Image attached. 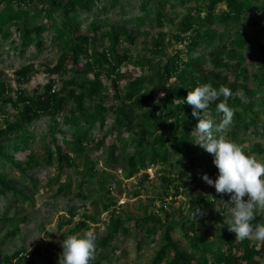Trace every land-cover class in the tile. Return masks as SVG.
I'll list each match as a JSON object with an SVG mask.
<instances>
[{
	"label": "trees",
	"instance_id": "obj_1",
	"mask_svg": "<svg viewBox=\"0 0 264 264\" xmlns=\"http://www.w3.org/2000/svg\"><path fill=\"white\" fill-rule=\"evenodd\" d=\"M98 5L103 6V14L114 13L117 21L94 18L83 25ZM130 6L137 7V16L129 17ZM167 9L186 11L178 25L174 24L175 33L166 36L158 33L147 41L153 25L163 28L166 21L173 24L166 17ZM249 13L264 15V0H0V49L4 47L3 51L22 57L30 50L38 55L46 43L57 46L61 51L59 58L44 72L48 77L68 79L57 93L52 92L50 82L26 96L23 89L8 90L1 83L5 75L0 73V104L18 111L16 119L0 108V118L5 124L0 128V196L30 201L22 187L26 181L9 179L7 168L19 172L23 178L32 167L50 166L56 160L58 181L64 168L77 167L72 157L75 155L84 161V180L78 188L95 180L97 189H91L89 194L96 193L98 198L93 202L94 214L83 215L67 237L85 229L87 221L97 224L99 216L106 213L107 233L96 240V252L101 250L96 260H104L102 252L106 250L115 254L113 239L129 234V224H133L137 249L141 233L152 243L160 238L161 246L150 264H264V242L254 245L249 238L242 241L235 238L233 243L223 233L226 210L221 209L214 216L205 211L216 204L213 200L218 199L216 194L193 192L197 171L189 173L197 158L191 133L198 120L191 116L189 105L175 102L186 99L188 91L196 86L210 83L218 89L223 85L233 93L227 101L234 110L228 138L240 145L239 137L257 128L264 129L259 121V116L264 115V27L247 19L245 15ZM131 25L132 29L128 28ZM141 36L147 55L137 57L131 54V48ZM178 45H184L183 49H173ZM200 49L207 53H199ZM246 58L257 66L253 75L246 69ZM127 62L142 71L148 70V74L133 77L122 73L121 67ZM207 65H211L209 69ZM33 72L34 68L28 65L15 71L13 77L19 84H25ZM103 78L109 82L108 87ZM123 80L126 83L122 87ZM222 100L220 97L208 109L216 123L222 118L216 104ZM41 116H49L51 123L48 136L41 137L43 154L38 158L30 146L36 141L34 128ZM86 150L101 151L104 166L119 167L125 180L141 174L140 183L149 180L143 173L148 169L157 168L162 174H169L177 168L167 178H161L163 186L154 199L161 204L159 212L165 219H168L165 201L175 200L179 195L187 199L194 215L182 217L178 224L163 223L159 217L146 214L134 219L119 212L111 195L110 179L94 172L96 164L86 158ZM245 153L262 156L264 149L257 145ZM207 173L209 178L218 176L215 166ZM69 189L68 183H58V192ZM141 193L139 190L133 195L138 197ZM229 198L226 195L225 201ZM197 209L202 214L196 213ZM78 214L71 211L67 224ZM205 214L217 229L215 240L197 232L196 219ZM253 223L264 221L256 217ZM177 228L187 242L186 251L172 238ZM32 257V254L0 256V264H27Z\"/></svg>",
	"mask_w": 264,
	"mask_h": 264
},
{
	"label": "rangeland",
	"instance_id": "obj_2",
	"mask_svg": "<svg viewBox=\"0 0 264 264\" xmlns=\"http://www.w3.org/2000/svg\"><path fill=\"white\" fill-rule=\"evenodd\" d=\"M102 8L103 6L101 5L94 7L89 20L84 22L83 25H88L91 19L94 18L98 20L107 18L111 23L117 21L114 13L108 12L103 14V11H101ZM129 9H131L128 10L129 17L138 15L137 7L130 6ZM221 10H223V7H221ZM185 13L186 11L184 9L172 11L167 9L165 12L166 17L173 20V24L166 21L163 28H157L153 25L149 30L150 36L147 41H150L158 33H163L165 36L167 33H175V25H178L179 20ZM82 17H85V14ZM245 17L264 27V15L249 13ZM132 27L131 25L128 28L132 29ZM262 35L264 36V33ZM144 40L143 36L137 39L136 44L131 48L132 55L137 57L147 55ZM183 47L184 45H178L176 48L173 47V49L179 50L183 49ZM3 50L4 47L0 49V73L5 76L1 83L6 85L8 90L11 89L14 92L18 89H23L26 91V96H31L37 87H43L53 82V87H55V92L57 93L63 86L62 82H67L68 80L67 77L57 75L48 77L44 72L46 67L52 68L59 58L61 51L57 46L46 43L44 51L38 55L30 50L22 57L15 55L12 51L7 52ZM198 52L202 53L203 49L198 50ZM167 53L170 54L169 51ZM203 53H207V51ZM28 65L34 68V72L31 74L27 83L19 84L13 77V73L21 67ZM210 66L207 65L206 68L209 69ZM245 66L250 74L253 75L256 72L257 66L252 59L246 58ZM121 72L129 73L133 77H139L148 74L149 71H142L136 64L127 62L122 65ZM89 78L91 79V76ZM103 82L107 87L109 86V82L105 78H103ZM248 82L250 81L248 80ZM125 83L124 80L120 82L122 87L125 86ZM238 83L243 84L244 82L238 81ZM3 93H5V90H3ZM11 95L13 93L9 94V96ZM0 108L10 117L14 115L16 119L18 118V111L14 110V108L9 106L2 107L1 104ZM259 117L260 123L264 125V115ZM50 119L49 116H41L35 123L34 131L36 141L30 146V149L38 158L43 154L41 137L46 138L48 136V126L51 123ZM4 125L3 119L0 118V128H3ZM108 125H110V119L107 121ZM239 141L244 151H251L257 145L264 149V129L257 128L251 130L249 134L239 137ZM192 149L194 156L197 158L196 165L189 173L192 175L193 171H197L195 186L191 185L195 187V191L193 192L195 194L205 193L207 195L215 193V196L218 198L217 200L223 199L225 201L226 195H218L214 187L206 185L201 179V176L203 174L208 175L207 170L214 166L212 163L213 157L204 152L199 146L194 145V143ZM84 155L88 160L96 164L95 173L110 179V184L113 189L111 195L115 199L119 212L127 213L131 217H134V219L142 218L144 214L153 215L159 217L163 223L170 221L181 224L182 217H192V210L190 211L187 199L183 195H179L175 200L168 198L165 201L168 219H165L163 214L159 212L161 204L158 200L155 201L154 199L156 193L162 189L163 182L161 178H167L177 168L173 169L169 174H162L157 168L149 169L150 171L147 170L148 173L147 171L143 172L149 175V180L140 183L139 180L141 178L139 177L141 174L138 175V178L125 180L122 177V172L119 167L106 168L104 166L105 156L101 151L86 150ZM249 155H253V153H249ZM254 155L258 160L264 161V155ZM72 157L75 158L77 167L64 168L61 176L58 177V181L56 180V160L50 166L37 165L32 167V169L27 170V174L23 178L15 170L9 168L5 170L9 179L26 181L22 187L25 189V193L30 201L20 200L11 196H0V241H4L0 243L1 258H9L14 254H22L23 256L32 254L33 257L27 264H58L59 255L62 252L61 242L67 238L68 232L72 230L77 222L82 221L81 217L83 215L88 216L94 214L93 202L98 198V195L96 193L89 194V191L91 189H97V183L95 180H92L85 184L82 189L78 188V184L84 180V161L75 155H72ZM216 178L213 176L211 179L215 181ZM97 181L100 182L101 180ZM58 183H68L70 189L60 193L58 192ZM139 190L142 191L140 196L134 197L133 194ZM168 207H171V210ZM97 208L100 210V206H97ZM220 210L221 208L215 204L205 211L210 213L211 216H214ZM71 211H78L79 214L68 225L67 223L71 218L69 216ZM256 217L264 221V213H257ZM10 220H14V222L11 223L9 222ZM107 221V214L102 213L99 216V222L97 224L87 221V227L80 229L77 234L73 235L82 236L84 232L92 230L95 232L98 240L107 233ZM223 223L225 224L224 235L229 237L234 243V239L236 238L235 233L228 230L226 219H223ZM14 225H16L18 230H16ZM129 227L131 229L129 234L124 236L119 235L113 239L111 246H114L115 254H112L109 250L103 251L102 255L105 257L104 260H96L95 258L91 264L97 261L99 264H150L156 251L161 246L160 238L155 239V242L152 243L151 239L145 237V233H141L140 249H137L134 226L133 224H129ZM196 227L199 229L197 231L198 234L204 235L209 240H215L217 229L207 214L196 219ZM9 233H11V236H9ZM172 238L179 242L182 250H188L187 242L182 237L179 228L175 229ZM249 240L254 245H260L262 243L252 238H249ZM100 252L101 250L97 251L95 256ZM11 263L13 264L14 262Z\"/></svg>",
	"mask_w": 264,
	"mask_h": 264
},
{
	"label": "clouds",
	"instance_id": "obj_3",
	"mask_svg": "<svg viewBox=\"0 0 264 264\" xmlns=\"http://www.w3.org/2000/svg\"><path fill=\"white\" fill-rule=\"evenodd\" d=\"M54 91L55 87H52ZM232 95L231 89L226 86L221 85L217 89L205 83L188 91L186 99L175 102L178 105L186 103L192 108L191 116L198 120L191 133L195 137L193 143L213 157L212 163L218 170L215 181L207 174H203L201 179L206 185L214 187L218 195L230 197L227 201L213 199L228 213L224 217L228 230L235 233L236 240L252 238L264 242V224L253 223L257 213H264V161L258 160L254 154H246L242 146L227 136L234 118V110L227 103ZM220 97L223 100L216 104V111L222 113V118L216 123L210 118L208 109ZM196 213L202 214L199 209ZM96 240L92 230L82 236L65 238L61 242L58 264H91L95 259Z\"/></svg>",
	"mask_w": 264,
	"mask_h": 264
},
{
	"label": "built area",
	"instance_id": "obj_4",
	"mask_svg": "<svg viewBox=\"0 0 264 264\" xmlns=\"http://www.w3.org/2000/svg\"><path fill=\"white\" fill-rule=\"evenodd\" d=\"M146 171H147V170H146ZM146 171H145V172H146ZM148 171H150V170L148 169ZM148 171H147V173H148ZM147 175H148V174H147ZM148 176H149V175H148ZM148 179H149V177H148Z\"/></svg>",
	"mask_w": 264,
	"mask_h": 264
}]
</instances>
